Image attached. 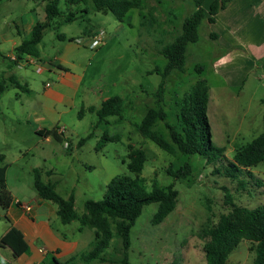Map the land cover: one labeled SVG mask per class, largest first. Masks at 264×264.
I'll use <instances>...</instances> for the list:
<instances>
[{
	"label": "rangeland",
	"instance_id": "1",
	"mask_svg": "<svg viewBox=\"0 0 264 264\" xmlns=\"http://www.w3.org/2000/svg\"><path fill=\"white\" fill-rule=\"evenodd\" d=\"M49 1L0 3V82H5V90L0 94V154L5 156L2 164L7 167L9 191L21 203L35 204L40 198L34 184V170L38 169L41 179L54 184L63 197L74 194L75 210L81 214L87 200L103 199L113 177L133 175L127 158L128 145L132 143L147 154L142 176L148 188L155 180L161 186L174 183L179 196L175 210L159 224L152 223L158 204L143 207L131 228L129 261L208 264L203 250L205 232L217 223L222 213L230 210L226 196L249 208L264 205V162L254 168H243L237 177L223 173L236 149L264 131L262 85L253 92L250 78L238 92L221 83L212 67L218 48L209 35V24L203 22L199 40L189 44L184 72L173 71L167 77L164 100L158 102L156 93L162 75L156 68L162 69L167 63L161 54L162 47L181 32L184 19L196 8L194 0H141L142 6L130 9L122 21L111 12L96 11L92 0H60L61 14L51 21L38 46L40 58L28 55L25 58H33L35 62L21 60L14 43L19 45L30 36L32 24L45 20ZM69 13L77 17L65 21ZM100 32L105 34L101 45L96 48L85 45L89 40L84 34L93 36ZM61 33L65 39L59 38ZM71 36L75 38L71 40ZM77 43L81 46L77 47ZM61 56L80 60L82 66L65 65L84 73L83 84L76 91L66 90L74 105L58 104L49 115L51 120H39L45 84L63 89L56 76L46 70L45 62L51 63ZM198 65L203 67L201 73L196 71ZM41 66L43 70H39ZM201 77L207 79L209 86L207 116L212 142L225 148V158L211 164L199 155L170 154L144 138L138 129L146 111L159 104L168 112L169 121L176 122V100ZM261 82L264 84V80ZM85 88L91 91L89 99L97 106L111 96H121L125 102L123 118L108 116L101 121L95 112L83 109ZM41 124L47 128L55 125L53 128L57 130L58 125L64 128L60 134L62 140L46 135V131L39 132ZM156 128L169 139L164 122H158ZM105 134H117L120 138L101 143ZM98 143L102 146L97 148ZM185 164L191 167L186 177L175 179L169 174L170 169H183ZM217 168L221 173H217ZM4 213L0 208V235L7 226ZM79 226L80 222L73 221L68 224L67 232L78 233ZM85 230L89 234V229ZM121 249V238L115 234L104 252L106 264H121ZM8 254L0 250V264H10ZM254 258L251 242L243 239L229 254L226 264H253ZM76 264L88 263L79 260Z\"/></svg>",
	"mask_w": 264,
	"mask_h": 264
},
{
	"label": "trees",
	"instance_id": "2",
	"mask_svg": "<svg viewBox=\"0 0 264 264\" xmlns=\"http://www.w3.org/2000/svg\"><path fill=\"white\" fill-rule=\"evenodd\" d=\"M3 0H0V3ZM60 0H50L45 7V20L34 24L31 34L17 47L18 57L27 54L39 56V43L44 36V30L51 26V21L61 14L59 10ZM74 2H88L89 0H73ZM96 11L107 14L111 12L117 19L122 21L126 13L132 8H140L141 0H92ZM194 0L195 10L182 23V30L176 38L162 47L161 54L167 59L162 69L156 71L162 75L158 85L156 96L158 102L164 100V92L167 77L173 71L184 72L189 44L199 40V27L205 19L203 2ZM231 0H215L209 7L208 22L214 21V15L218 9L225 7ZM88 14V9H83ZM77 16L69 13L65 21H71ZM61 35V34H59ZM58 35V36H59ZM73 40V38H71ZM203 67L198 65L196 71L201 73ZM5 90V82H0V94ZM209 101V86L206 78H199L192 84L188 91L179 97L175 104L176 122L168 119V112L163 105L150 107L138 125L139 132L144 138L152 140L161 149L170 154L181 153L187 156L199 155L208 164L215 163L225 158V148L215 146L212 142L211 126L207 116ZM124 99L121 96H111L101 102L98 107H89L88 110L95 112L99 119L105 120L108 116L123 118ZM84 109V108H83ZM83 110L80 111L82 113ZM164 122L168 129L169 139L162 131L156 128L158 122ZM44 133L45 131H40ZM46 135H53L62 140L56 127L46 130ZM87 137L80 140L84 143ZM119 135H107L101 143L118 140ZM98 143L97 148L102 144ZM129 152L128 169L133 175H117L107 184L106 193L101 200H87L85 211L79 214L75 210V196L71 193L63 197L50 182L41 179L38 169L34 170L35 188L43 200H49L57 205V213L63 223L79 221L81 227L95 230L93 248L83 252L80 256L84 262L108 261L104 252L110 246L115 234L121 238L122 255L119 259L121 264H133L129 261L128 251L131 246V228L136 219L142 213L143 207L150 203H157L158 208L152 219L153 224H159L175 210L179 190L174 183L167 186L159 185L154 181L149 189L142 172L147 161L144 149L128 145ZM5 156L0 154V205L7 209L13 203V196L7 187L6 165H3ZM264 162V131L251 141L243 144L233 154V158L223 169V173L230 177H237L243 168H254ZM183 169H170L169 174L175 179L186 177L191 173L189 164L182 166ZM221 173L220 169H216ZM50 173V172H49ZM230 210L220 215L216 224L205 232L207 238L203 244V250L208 264H226L229 254L238 247L243 239L251 242V249L255 251L253 264H264V205L249 208L234 202L230 195L225 201ZM0 245L11 248L15 255H20L28 250L23 234L16 227L11 226L0 238ZM53 264H73V258L61 262L55 260Z\"/></svg>",
	"mask_w": 264,
	"mask_h": 264
},
{
	"label": "crops",
	"instance_id": "3",
	"mask_svg": "<svg viewBox=\"0 0 264 264\" xmlns=\"http://www.w3.org/2000/svg\"><path fill=\"white\" fill-rule=\"evenodd\" d=\"M213 1L215 0H205L202 6L205 13L203 22L209 24V35L218 48L217 56L212 63L214 74L223 85L237 89L238 92L243 90L250 78H252L253 92L260 88L264 90V84L261 82L264 80V0H231L225 7L218 9L213 22H208L210 14L207 4L210 7ZM33 26L34 24L31 25V30ZM90 35L87 33L83 37L88 36L86 40H89ZM59 38L65 39L66 36L61 33ZM85 45L89 46V43ZM16 46L18 43H14L15 48ZM80 46L81 44L77 43V47ZM25 57L28 55L20 56L21 60L30 59ZM11 59L14 58L11 57ZM79 61L61 56L52 59L51 63L45 62L46 70L56 76L63 89L53 87L49 83L45 84L42 94L44 107L40 111L39 120H51L49 115H52V111L58 104L74 105V100L70 98L66 90L79 89L83 84L84 73L73 71L65 64L71 67L82 66ZM259 85L262 86L259 88ZM90 93L88 88L83 90L82 104L87 110L91 106L98 107L96 103L90 101ZM44 125H39V132L53 129L55 126L50 125L47 128ZM57 131L61 134L64 128L58 125ZM13 198V203L9 208L3 209L0 205L7 219V226L2 235L11 226L16 227L23 234L28 250L17 256L10 247L0 245V250L8 251L10 264H53L55 260L65 262L72 258L73 264H76L81 260L80 256L83 252L93 248L95 230L80 225L77 228L78 233L69 234L67 227L73 221L63 223L57 213L58 207L54 206L53 202L50 204L48 200L38 198L37 202L32 205V209L26 211L16 203L18 199L14 196ZM85 229H89V234ZM93 262L97 261L85 263ZM98 263L106 264L107 261H98Z\"/></svg>",
	"mask_w": 264,
	"mask_h": 264
},
{
	"label": "built area",
	"instance_id": "4",
	"mask_svg": "<svg viewBox=\"0 0 264 264\" xmlns=\"http://www.w3.org/2000/svg\"><path fill=\"white\" fill-rule=\"evenodd\" d=\"M104 39H105L104 32H100V33H98L96 35L90 36L89 37V42H88L89 43V47L90 48H96V47H98L99 45H101L103 43ZM27 61H29V62H35V60H33V58H30ZM39 70H43V67L41 66L39 68ZM16 203L19 204L26 211H30L32 209V205H30L29 203H21L18 200L16 201Z\"/></svg>",
	"mask_w": 264,
	"mask_h": 264
}]
</instances>
